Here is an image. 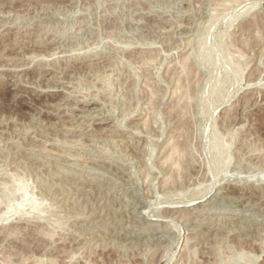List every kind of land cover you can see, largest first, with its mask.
Here are the masks:
<instances>
[{
    "label": "rangeland",
    "instance_id": "1",
    "mask_svg": "<svg viewBox=\"0 0 264 264\" xmlns=\"http://www.w3.org/2000/svg\"><path fill=\"white\" fill-rule=\"evenodd\" d=\"M0 264H264V0H0Z\"/></svg>",
    "mask_w": 264,
    "mask_h": 264
},
{
    "label": "bare ground",
    "instance_id": "2",
    "mask_svg": "<svg viewBox=\"0 0 264 264\" xmlns=\"http://www.w3.org/2000/svg\"><path fill=\"white\" fill-rule=\"evenodd\" d=\"M246 13V12H245ZM55 51V50H54ZM56 52V51H55ZM74 56V55H73ZM45 63H47L46 61H45ZM42 64V63H41ZM49 68V67H48ZM51 68V67H50ZM45 69V68H44ZM52 69V68H51ZM81 110H83V109H81ZM91 111V110H90ZM174 150H175V148H174ZM176 151V150H175ZM164 152V151H163ZM258 152V151H257ZM255 155V154H254ZM258 155V154H257ZM170 156H172V155H170ZM171 160V159H170ZM165 162V161H164ZM167 162H168V159H167ZM166 163V162H165ZM167 165V164H166ZM165 169V168H164ZM162 172V171H161ZM148 177V176H147ZM147 179V178H146ZM149 179V178H148ZM171 179V178H170ZM166 181V180H165ZM209 193V192H208ZM204 197H205V195H204ZM254 204V203H253ZM174 208H176V207H174ZM166 211V210H165ZM173 213V212H172ZM178 213V212H177ZM8 225V224H7ZM157 230V229H156ZM149 232V231H148ZM140 236V235H139ZM79 237V236H78ZM82 237V236H81ZM78 242V241H77ZM63 243H65V242H63ZM138 243V242H137ZM80 245V244H79ZM136 245H138V244H136ZM85 246V245H84ZM123 249V248H122ZM123 251V250H122ZM156 253V252H155ZM75 256V255H74ZM154 256V255H153ZM74 258V257H73ZM73 260V259H72ZM156 260V259H155ZM150 261H151V259H150ZM156 263V262H155Z\"/></svg>",
    "mask_w": 264,
    "mask_h": 264
}]
</instances>
